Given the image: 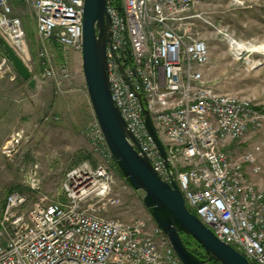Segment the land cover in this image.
<instances>
[{
    "label": "built area",
    "instance_id": "1",
    "mask_svg": "<svg viewBox=\"0 0 264 264\" xmlns=\"http://www.w3.org/2000/svg\"><path fill=\"white\" fill-rule=\"evenodd\" d=\"M44 41V75L63 80L53 67L50 43L82 54L85 0H31ZM198 0H109L111 91L129 128L168 183L176 182L188 208L223 242L252 264H264V159L260 144L244 145L264 126V111L245 96L222 93L204 79L206 41L178 26ZM0 34L25 53L24 22L10 0H0ZM124 67L125 74L121 70ZM0 56V77L11 73ZM149 110L170 166L149 133ZM18 131L14 140L22 138ZM97 158L68 171L64 198L48 202L38 165L25 183L30 197L13 191L0 211V264H184L153 219L107 216L121 204L113 194L114 159L98 123L91 128Z\"/></svg>",
    "mask_w": 264,
    "mask_h": 264
},
{
    "label": "rangeland",
    "instance_id": "2",
    "mask_svg": "<svg viewBox=\"0 0 264 264\" xmlns=\"http://www.w3.org/2000/svg\"><path fill=\"white\" fill-rule=\"evenodd\" d=\"M10 1L26 31V50L20 56L37 85L32 89L10 61L11 73L7 75H14L23 85L12 127L0 126V211L13 191L30 197L27 207L36 200L25 183V175L32 167L38 165L42 193L48 202H54L64 198L62 184L70 169L87 160L97 162L91 144V128L97 119L85 82L82 54L65 51L51 41L53 67L66 65L69 76L63 80L46 77L39 57L45 43L37 30L32 1ZM178 26L191 27L195 36L206 41L210 51L209 62L203 68L206 81L219 92L242 95L264 107V51L248 49L237 54L228 42L231 37L256 48L264 46V0H198ZM0 56H6L1 49ZM21 130L25 132L23 137L14 140ZM242 143L262 145L264 159V126ZM112 172L113 194L120 197L121 204L111 207L107 216L130 222L153 219L143 202L145 193L134 189L116 167H112Z\"/></svg>",
    "mask_w": 264,
    "mask_h": 264
},
{
    "label": "water",
    "instance_id": "3",
    "mask_svg": "<svg viewBox=\"0 0 264 264\" xmlns=\"http://www.w3.org/2000/svg\"><path fill=\"white\" fill-rule=\"evenodd\" d=\"M109 0H85L83 20L82 65L85 82L95 117L102 129L112 157L128 183L145 193L143 202L154 222L168 236L184 264H212L195 254L185 243L183 233L193 237L210 258L220 264H252L245 255L220 240L187 206L176 182L168 183L155 170L150 158L124 119L113 99L108 62V44L112 40ZM0 49L29 86L37 81L21 56L0 34ZM121 70L125 74L124 67ZM143 103L146 127L158 146L167 167L170 166L165 145L159 136L149 110Z\"/></svg>",
    "mask_w": 264,
    "mask_h": 264
},
{
    "label": "crops",
    "instance_id": "4",
    "mask_svg": "<svg viewBox=\"0 0 264 264\" xmlns=\"http://www.w3.org/2000/svg\"><path fill=\"white\" fill-rule=\"evenodd\" d=\"M22 85L14 75L0 77V126L12 127L13 119L18 114ZM10 128L7 131L9 133Z\"/></svg>",
    "mask_w": 264,
    "mask_h": 264
},
{
    "label": "trees",
    "instance_id": "5",
    "mask_svg": "<svg viewBox=\"0 0 264 264\" xmlns=\"http://www.w3.org/2000/svg\"><path fill=\"white\" fill-rule=\"evenodd\" d=\"M262 111H264V107H259ZM114 166L117 168V170L120 172L116 162L114 161ZM183 239L185 243L188 245V247L198 256L208 260L212 264H220L215 258H210L209 255L205 252L204 248L191 236L186 235L183 233ZM196 245V246H195Z\"/></svg>",
    "mask_w": 264,
    "mask_h": 264
},
{
    "label": "bare ground",
    "instance_id": "6",
    "mask_svg": "<svg viewBox=\"0 0 264 264\" xmlns=\"http://www.w3.org/2000/svg\"><path fill=\"white\" fill-rule=\"evenodd\" d=\"M228 42L231 46V48L237 53V54H241L242 52L250 49V50H258L259 52L264 51V46L260 47V48H256L253 44L246 42V43H242L240 41H237L231 37H228ZM260 62H257V65H259Z\"/></svg>",
    "mask_w": 264,
    "mask_h": 264
}]
</instances>
